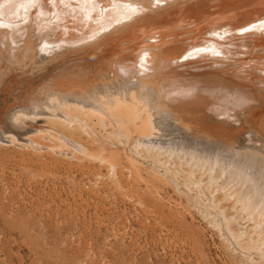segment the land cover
Masks as SVG:
<instances>
[{"label": "bare ground", "instance_id": "bare-ground-1", "mask_svg": "<svg viewBox=\"0 0 264 264\" xmlns=\"http://www.w3.org/2000/svg\"><path fill=\"white\" fill-rule=\"evenodd\" d=\"M40 139L264 259V0H0V141Z\"/></svg>", "mask_w": 264, "mask_h": 264}, {"label": "rangeland", "instance_id": "rangeland-1", "mask_svg": "<svg viewBox=\"0 0 264 264\" xmlns=\"http://www.w3.org/2000/svg\"><path fill=\"white\" fill-rule=\"evenodd\" d=\"M0 144V264H246L249 256L247 264H264L228 244L168 186L157 192L141 184L133 193L124 171L118 188L111 169L95 161L76 167L46 150L45 139L38 148ZM150 193L161 210L142 206Z\"/></svg>", "mask_w": 264, "mask_h": 264}]
</instances>
